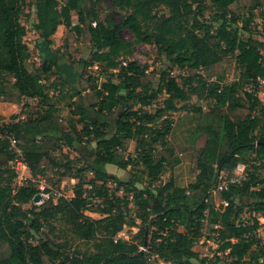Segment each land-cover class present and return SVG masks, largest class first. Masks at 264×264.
<instances>
[{
    "label": "trees",
    "instance_id": "1",
    "mask_svg": "<svg viewBox=\"0 0 264 264\" xmlns=\"http://www.w3.org/2000/svg\"><path fill=\"white\" fill-rule=\"evenodd\" d=\"M104 1L123 13L119 22L113 14L100 21V0H35V29L40 35L36 49L42 64L32 71L28 64L32 53L24 42L27 28L21 22L26 0H0V102L48 101L44 81L55 75L58 66L44 57L62 25L74 42L91 45V58L79 63L85 68L97 66L105 79L101 84L92 77L81 81L80 90L70 96L74 100L67 119L59 114L61 105H51L43 114L0 128L15 136L34 177L44 175L52 183L47 173L55 169L53 177L77 180L73 197H59L56 202L51 197L40 207L26 209L40 194L39 186L33 182L14 185L16 155L7 138L0 140V264H192L199 259L194 247L204 237L206 224L215 235L218 251L228 252L232 264H264V244L256 232L260 224L253 217H264V105L257 90L258 80L264 79V42L240 35L241 30L252 33L264 0ZM73 12L78 15L77 24ZM124 30L132 33V41L122 37ZM141 44L155 46L173 67L188 69L189 75L179 83L171 69L162 71L154 94L153 71L147 74V68L134 61L128 66L121 62L132 58L134 48ZM228 58L235 59L239 73L231 83L225 82ZM54 83L64 94L65 83L59 79ZM246 87L253 90L248 92ZM163 95L154 114L146 111ZM193 96L210 103L207 112L193 108L199 115L194 131L195 180L184 188L172 181L154 187L167 168L177 165L167 139L173 129L171 114ZM110 117L116 118L113 132L110 124L100 120ZM132 141L135 160L124 157ZM93 144L92 154L75 176L70 169L73 162L67 161V169L62 170L53 155L63 146L86 149ZM237 164L246 166L247 178L220 192L223 204L217 208L209 201L211 192L222 173L233 176ZM108 165L122 170L131 167V179L120 181L108 173ZM139 165L146 174L132 170ZM85 173L93 175L87 188ZM144 179L149 184L140 190ZM109 183L116 188L112 190ZM95 200L99 203L93 211L101 219L85 214ZM247 210L251 225L242 223ZM137 220L143 225L137 243L117 239L125 227H136ZM57 222L66 228L61 232L69 234L70 241L90 244L94 250L72 252L70 241L38 237L45 227L54 232ZM201 263L213 264L208 258Z\"/></svg>",
    "mask_w": 264,
    "mask_h": 264
},
{
    "label": "rangeland",
    "instance_id": "2",
    "mask_svg": "<svg viewBox=\"0 0 264 264\" xmlns=\"http://www.w3.org/2000/svg\"><path fill=\"white\" fill-rule=\"evenodd\" d=\"M26 7L25 11L21 17L22 24L27 28V36L24 38V42L29 46L32 57L30 61L28 62L29 68L32 71H36L40 68L42 64V60L40 59L41 52L40 50L36 49V45L39 44V33L36 31L35 26L38 22L37 20V11L35 6V0H26ZM90 7V4H87L85 6L86 12H88ZM98 11H99V19L100 21H105L106 17L109 14H113L116 21H120L121 17L123 16V13L117 12L112 9L111 2L110 1H104L100 0V2L97 5ZM264 6L259 8L257 10V18L255 19L253 25H252V33L244 32L243 30L240 31V35L242 39H247L250 36H252L255 39H258L260 41L264 42ZM166 12V10H165ZM206 18H208L209 13L206 14ZM72 20L74 24L78 23V15L76 12H73L72 14ZM92 19L88 20V23L91 22ZM218 26V24H215ZM241 27V25H239ZM236 27V26H235ZM122 37L125 40L132 41L133 35L130 31L124 30L122 32ZM54 44L48 51V53L45 54L44 58L49 59L50 61H55V63L58 66V70L56 71L55 75L51 76L50 79L45 80V84L48 87V95L49 99L46 102H42V100L39 99H30L25 98L23 102L19 105L12 104V103H6V102H0V128L5 127L6 125H9L12 122H22L26 120L28 117H36L40 114H43L47 109L48 106L51 105H61V109L59 111V114L61 118L67 119L70 117V105L73 103L74 99H71V95L75 92V90H80L81 87V81L84 79H87L88 77H92L93 79H97L98 83L101 84L105 79L101 76L100 71L98 70L97 66L91 67V68H85L82 64L79 63L80 59L89 60L91 58L92 48L91 45L88 42H74L71 39V33L70 30L67 29L65 26H60L56 32V34L53 36ZM69 42V43H68ZM67 45L70 46V51L67 49ZM43 46V44H42ZM77 48V50H75ZM123 61V62H122ZM123 66H128V64L131 61H134L137 63L140 67H146L147 68V74L151 73L152 71L156 74L153 87L154 91L153 93L156 94V90L159 86V81L161 78V72L170 70L172 71V75L177 79V81L180 83L182 80V77L189 75V70H180L177 67H173L170 62L161 54H159L157 48L153 45H137L134 48V55L130 59L122 60ZM125 63V64H124ZM226 74H225V82L231 83L239 78V73L236 70V64L234 58H228L227 64L225 67ZM201 74H204L202 71ZM59 79L62 82L65 83V91L63 93H59L60 87L54 86V80ZM215 79H212L214 81ZM58 84V83H57ZM69 90V91H67ZM248 92H251L253 90L252 87H246L245 89ZM68 92L69 94H66ZM85 92H83V95ZM63 96H66L63 100L61 99ZM243 95V93H242ZM157 96V95H156ZM162 98L163 96H160L157 100V104L154 105L151 108H147L146 111L155 113L157 108L162 105ZM258 98L261 101V103L264 105V94L258 93ZM209 102L206 100H199L197 96H193L191 101L187 104V107L190 109H184L182 106L183 104H178L179 111L176 113L171 114V120L173 122V126H176L177 120L180 122V125L178 127L179 130L184 131V127H187L188 123V135L190 137L195 136V129H196V122L197 119L195 118L196 114L193 111V108L202 107L205 112L209 110ZM192 114H184L187 113ZM194 115V116H193ZM193 116V117H192ZM199 116V115H197ZM117 117V116H116ZM188 118V121L182 122L181 120ZM115 117H110V120L116 122ZM64 128H66V124L62 123ZM115 125V124H114ZM81 128V126L79 127ZM115 126L113 129H111V132L115 130ZM194 130V131H193ZM168 142L170 143V146L172 147V144L170 142V136L167 138ZM194 140V139H193ZM186 142L192 143L191 139L186 138ZM135 142H130L128 146V151L124 154L125 158H133L136 159V153H135ZM194 145V141H193ZM95 145L87 146L85 149L83 145L79 146L76 145L74 148H70L67 146H63L60 150L56 151L53 155L57 159V162L61 163L62 170L67 169V161L73 162V164L70 165L71 174L73 176L77 175L78 171L83 168L84 161L86 160L87 156H90L93 152V148ZM107 171L123 182L128 181L132 177L133 171L131 170V167L127 170H122L116 166L109 167ZM134 172L138 173L139 171H143V173L146 172L144 167L142 165H139L136 167ZM263 171V170H262ZM16 172V171H15ZM53 172H55V169L53 171H49L47 173V176L49 178H53L52 183H49L47 180V177L44 175H38L34 177V175L31 172V169L28 165H26V168H21L20 170H17V178L15 180V186L18 187L23 186L24 184H27L28 182H33L39 186L40 190V196L48 194L50 197H53L54 202L57 201L59 197H67L71 198L73 197V187L76 185L77 180L72 179L70 177H66L63 179H60L59 177H53ZM146 174V173H145ZM144 174V175H145ZM262 174H264L262 172ZM169 170H166V173L162 175L160 181L158 183H155L153 186L161 185L164 186L169 182L170 176ZM85 186L88 187V181L93 179V175L91 173H85ZM221 176H226V173H222ZM40 177L42 179H40ZM143 184H140L138 188L144 189L149 182H147L146 179L143 180ZM44 186L43 188H41ZM108 186L114 190L116 188V185L114 183H109ZM119 195L122 196L123 192L120 191ZM209 201L215 204V206L218 208L220 205H222V201L220 199V192L213 190L211 192V195L209 197ZM248 201V200H247ZM99 201L95 200L93 205L90 207V210L87 211L85 214L93 219H101L103 218L102 215L96 213L94 210L95 205L98 204ZM95 204V205H94ZM34 203H31L27 206H25L26 209H30ZM40 207V206H37ZM129 207L131 208V214L134 216L133 218H136L137 212H135L134 207L130 204ZM260 224V228L256 231L257 236L259 240H261V243L264 244V217L257 216ZM242 223L245 221L248 223V225H251L252 222L250 220L251 213L247 210L243 215ZM55 230L54 232L50 231V227H45L42 229V232L38 235L39 238L46 239L50 238L55 240L56 242H65L70 241V235L69 234H62V230H64V226L61 222L54 223ZM143 228V225L141 224L140 220H137V226L136 227H125L122 232L118 234L119 237L130 241V242H138L137 235L140 231V229ZM218 228V227H217ZM66 230V228H65ZM154 230V229H152ZM181 231L184 229L181 228ZM203 235L204 237L200 239L196 246L194 247V251L199 254V259L196 261H193L192 264H202L201 260L208 258L211 263L213 264H232V259L228 257V252L221 253L218 251L219 245L215 243L213 236H215L210 231V227L208 224L203 229ZM210 238V239H209ZM35 244H37V241H34ZM93 246L88 244L85 245L84 243L78 242V241H70V250L73 252L74 250L78 249L83 251L87 250H94L92 249ZM145 248V247H143ZM143 248L141 249L143 251ZM201 259V260H200ZM164 264V263H161Z\"/></svg>",
    "mask_w": 264,
    "mask_h": 264
},
{
    "label": "crops",
    "instance_id": "3",
    "mask_svg": "<svg viewBox=\"0 0 264 264\" xmlns=\"http://www.w3.org/2000/svg\"><path fill=\"white\" fill-rule=\"evenodd\" d=\"M263 11L264 9L262 10V12ZM187 109L188 111L190 110L189 108ZM188 111L187 113H184V114L186 115L192 114V113H189ZM188 118L189 117H186V119L181 120V123L188 121ZM193 119L194 120L197 119V116H195V118ZM100 120L101 122L110 124V126L113 129L115 122L113 124V121H111L110 118H100ZM178 120H177L176 126H173V129L170 135V142L174 150V157L177 159V165H175L173 169L167 168L166 170H169V175H168L170 176L169 182L172 181L176 187L184 188V187H187L190 183H192L195 180V177L192 174L193 155H194V145H193L194 140L193 139L195 138V136L190 137L188 135V123H187V127L186 128L184 127V131L179 130L178 127L180 125V122H178ZM186 138L191 139L192 143L186 142ZM108 166L114 167V165H108ZM108 166L106 167V169H109ZM108 173H110L109 170H108ZM165 173L166 171L164 172V174Z\"/></svg>",
    "mask_w": 264,
    "mask_h": 264
},
{
    "label": "built area",
    "instance_id": "4",
    "mask_svg": "<svg viewBox=\"0 0 264 264\" xmlns=\"http://www.w3.org/2000/svg\"><path fill=\"white\" fill-rule=\"evenodd\" d=\"M92 25L93 27H96L97 23L92 22ZM257 90H258V93L264 94V79L258 80ZM5 138H7L10 141V150L16 155V159L12 162V165H13V169L17 173V170H20L21 168H26L27 163L24 161L23 152L15 136L12 133L0 132V140H3ZM247 175L248 174H247L246 166L243 164H237L235 167L233 176H220L218 183L214 189L216 191L223 192L227 190L231 184H240L242 181H244L247 178ZM40 179L42 178L40 177ZM43 187L44 186H42L41 188ZM50 198L51 197L48 194L46 195L43 194L40 196V200L37 203H34V202L33 203L36 206H42ZM253 217H257L256 214H253ZM243 225H248V223L244 221ZM117 239H123V238L117 236ZM142 248L143 247H141V249ZM143 251H146V249L143 248Z\"/></svg>",
    "mask_w": 264,
    "mask_h": 264
},
{
    "label": "water",
    "instance_id": "5",
    "mask_svg": "<svg viewBox=\"0 0 264 264\" xmlns=\"http://www.w3.org/2000/svg\"><path fill=\"white\" fill-rule=\"evenodd\" d=\"M40 200V195L34 197L33 202L37 203Z\"/></svg>",
    "mask_w": 264,
    "mask_h": 264
}]
</instances>
